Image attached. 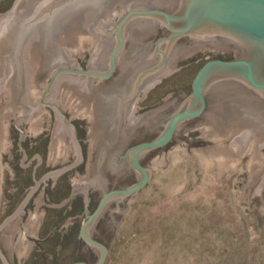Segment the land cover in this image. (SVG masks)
<instances>
[{
  "label": "rangeland",
  "instance_id": "374dc122",
  "mask_svg": "<svg viewBox=\"0 0 264 264\" xmlns=\"http://www.w3.org/2000/svg\"><path fill=\"white\" fill-rule=\"evenodd\" d=\"M18 1L0 0V28ZM137 2L165 12L176 7V0H74L55 32L58 61L91 68L104 64L118 20ZM238 54L236 45L221 39L180 38L156 83L127 103L125 134L183 102L205 62ZM23 75L24 102L37 107L53 69L33 43L24 48ZM50 99L82 127L84 161L44 182L40 225L30 252L16 257L0 238V253L7 264H97L100 251L87 244L80 229L102 197L95 170L107 115L96 90L76 75L58 76ZM22 102V88L13 82L1 86L0 224L47 173L75 162L47 164L55 112L44 105L22 123L13 116ZM203 133L196 127L140 158V165L152 172L148 183L123 200L107 202L89 228L90 237L107 248L103 264H264V176L259 196L251 197L259 176L243 166L216 172L204 150L228 138H204ZM260 157L264 167V146Z\"/></svg>",
  "mask_w": 264,
  "mask_h": 264
},
{
  "label": "water",
  "instance_id": "95a60500",
  "mask_svg": "<svg viewBox=\"0 0 264 264\" xmlns=\"http://www.w3.org/2000/svg\"><path fill=\"white\" fill-rule=\"evenodd\" d=\"M73 1L19 0L0 28V88L13 82L23 92V102L13 116L26 123L41 106L51 107L55 120L47 164L75 161L47 173L0 224V238L7 250L19 258L30 252L39 230L44 182L84 161L82 127L50 99L53 82L63 74L87 80L99 94L108 119L95 170L102 197L80 229L87 244L100 251L97 264L104 263L107 248L88 232L103 207L111 200L135 194L148 183L152 172L140 165L145 153L166 146L172 138L196 127L204 128V138H228L226 143L207 147L204 152L218 173L243 166L257 174L260 180L250 196H259L264 176L260 157L264 146V0H176L175 9L167 12L170 23L161 16H166L165 12L147 10L157 8L137 2L118 20L105 63L96 68L58 61L54 54L57 26ZM182 37L200 42L221 39L236 45L239 54L234 60H209L198 69L186 109H179L181 102L150 119L135 133L125 134L127 103L135 102L145 79L160 75ZM29 43L40 48L53 69L37 107L24 102L23 53ZM0 258L7 264L1 253Z\"/></svg>",
  "mask_w": 264,
  "mask_h": 264
},
{
  "label": "flooded vegetation",
  "instance_id": "af4514ba",
  "mask_svg": "<svg viewBox=\"0 0 264 264\" xmlns=\"http://www.w3.org/2000/svg\"><path fill=\"white\" fill-rule=\"evenodd\" d=\"M147 10H163V9H154V8H148ZM186 10H187V8H186ZM162 12H165V11H162ZM165 14H166V16L165 15H161L162 17H164L165 19H166V21L168 20L169 21V23L171 22V17H170V15L167 13V12H165ZM235 58H237V57H234L232 60H234ZM191 90H192V88H191ZM190 96V95H189ZM189 96H187V97H184L183 96V98H184V100H183V102L180 104V107H179V109H181V110H183V109H186L187 107H188V105H189V101H188V99H189ZM185 100H187V102L185 101ZM205 101H207L206 100V95H205Z\"/></svg>",
  "mask_w": 264,
  "mask_h": 264
},
{
  "label": "bare ground",
  "instance_id": "6f19581e",
  "mask_svg": "<svg viewBox=\"0 0 264 264\" xmlns=\"http://www.w3.org/2000/svg\"><path fill=\"white\" fill-rule=\"evenodd\" d=\"M158 74H161V73H158ZM156 81H157V77L153 76L146 82V84H142L141 87H139V89L140 90H142V89L146 90V89L150 88L154 83H156Z\"/></svg>",
  "mask_w": 264,
  "mask_h": 264
}]
</instances>
